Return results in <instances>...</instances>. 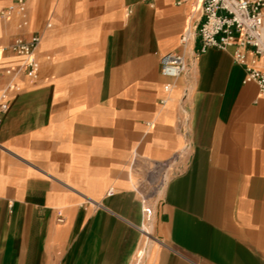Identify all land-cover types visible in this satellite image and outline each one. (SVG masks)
Returning <instances> with one entry per match:
<instances>
[{
    "label": "crops",
    "instance_id": "0c3cea01",
    "mask_svg": "<svg viewBox=\"0 0 264 264\" xmlns=\"http://www.w3.org/2000/svg\"><path fill=\"white\" fill-rule=\"evenodd\" d=\"M27 1L42 67L0 125V264H264L258 84L210 48L164 90L193 3ZM16 34L0 17V65ZM174 169L150 225L142 195Z\"/></svg>",
    "mask_w": 264,
    "mask_h": 264
},
{
    "label": "built area",
    "instance_id": "2783aa9c",
    "mask_svg": "<svg viewBox=\"0 0 264 264\" xmlns=\"http://www.w3.org/2000/svg\"><path fill=\"white\" fill-rule=\"evenodd\" d=\"M193 3L188 25L180 39L182 51L169 52L160 61L161 74L170 79L164 86L168 94L173 90V79L189 71L187 55L195 56L210 48L233 49L235 61L246 69V81L258 84L264 96V0H175L177 5ZM0 17L12 23L17 34L11 43L1 48L3 54L20 58L18 63L0 65V125L2 116L9 110L13 95L20 90L21 79L32 84L40 79L42 61L38 50L42 32L32 29L27 0H14L0 9ZM52 23H47L51 28ZM200 38L198 50L191 47ZM47 56V59H50ZM162 99L161 103H166ZM180 119L188 123L187 108L181 104ZM165 187V186H164ZM114 194V189L108 191ZM145 222L156 218V203L142 195Z\"/></svg>",
    "mask_w": 264,
    "mask_h": 264
},
{
    "label": "rangeland",
    "instance_id": "374dc122",
    "mask_svg": "<svg viewBox=\"0 0 264 264\" xmlns=\"http://www.w3.org/2000/svg\"><path fill=\"white\" fill-rule=\"evenodd\" d=\"M187 94H188V91H187ZM177 170L174 169L173 171L166 172L162 175L159 174L157 176H154V178L150 181V187L148 188L146 193L143 194V195L150 196L152 200L155 201L157 212L159 210V207H160V204L163 198L164 186L166 185L170 177H172L177 172ZM154 223H156V218L154 219ZM145 230H146L145 237L152 236L153 237L152 239L158 240L156 239L155 231H154V234H152L150 226L146 225Z\"/></svg>",
    "mask_w": 264,
    "mask_h": 264
},
{
    "label": "bare ground",
    "instance_id": "6f19581e",
    "mask_svg": "<svg viewBox=\"0 0 264 264\" xmlns=\"http://www.w3.org/2000/svg\"><path fill=\"white\" fill-rule=\"evenodd\" d=\"M152 222H153V221L149 222L150 225L152 224ZM157 245H158V244H157ZM138 254L143 255V251H142V250H139V253H138Z\"/></svg>",
    "mask_w": 264,
    "mask_h": 264
}]
</instances>
